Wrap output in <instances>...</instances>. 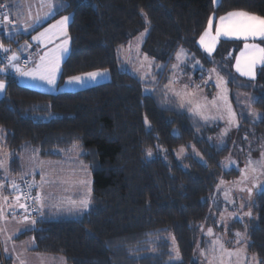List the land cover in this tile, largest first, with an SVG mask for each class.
Listing matches in <instances>:
<instances>
[{
    "label": "trees",
    "instance_id": "obj_1",
    "mask_svg": "<svg viewBox=\"0 0 264 264\" xmlns=\"http://www.w3.org/2000/svg\"><path fill=\"white\" fill-rule=\"evenodd\" d=\"M1 1L8 14L10 0ZM60 2L56 0L55 6ZM62 2L68 6L54 11L51 18L70 14L72 19L67 28L70 48L61 62L58 82L97 69H107L110 77L75 90L46 92L19 83L9 71L0 73L4 81L0 157L6 161L2 183L6 191L12 181L20 187L33 183L25 174L24 154L58 162L78 147V158L91 176L92 204L86 210H69L50 202L39 208L36 202L34 211L27 213L36 223L25 225L27 230L13 239L31 238L30 252L62 256L66 264H199L194 250L209 242L200 235L202 225H210L216 232L245 228L247 252L264 264V188L256 191L248 219L232 220L226 230L218 225L219 214L231 208L220 182L239 171L220 166L228 151L226 144L219 146L204 137L217 126L193 119L164 88L179 47H185L192 59L208 61L196 41L209 16L233 10L264 16V0H220L218 5L212 0ZM3 28L0 43L14 50L28 39L29 34L24 33L7 37ZM146 28L140 51L154 65L163 66L149 93L143 92L148 82L120 68L118 51ZM260 44L264 47L263 40ZM240 45V40H220L214 52L216 61H222L227 47L232 48V58L227 59L231 63ZM28 48L19 50L18 56ZM8 64L4 69L8 70ZM262 69L264 65H259L255 79L247 80L244 87L252 91L253 107L264 114ZM249 127L264 139V120L239 119L237 134ZM189 142L200 150L204 162L189 154L175 155L176 148ZM33 176L39 178L38 173ZM32 191L38 195L35 185ZM41 197L47 200L43 193ZM20 202L24 203L23 198ZM173 242L179 260L173 259ZM10 262L0 252V264Z\"/></svg>",
    "mask_w": 264,
    "mask_h": 264
},
{
    "label": "rangeland",
    "instance_id": "obj_2",
    "mask_svg": "<svg viewBox=\"0 0 264 264\" xmlns=\"http://www.w3.org/2000/svg\"><path fill=\"white\" fill-rule=\"evenodd\" d=\"M37 6L39 7L40 4ZM43 16L45 15L41 14L40 17ZM48 16H46V18ZM61 16L63 17V14L54 18V20H58ZM68 16L70 15L68 14ZM26 17L29 21L25 24H31V27L37 24V20L34 19L36 17L35 12L32 13V16L30 15V17L29 15L27 16L24 14V19ZM212 17L214 20L213 15ZM8 23L11 24L12 22ZM13 24L20 26L18 21L13 22ZM45 26L43 29L40 28L41 30H37L38 32H31V34L28 35V39L21 42L16 50H14L11 46L4 45L7 49L12 48V55L15 54L17 57L19 50H23L25 47H34L37 50V43H39L37 63L35 65H31L28 69L26 68L27 70L20 68V71H17L16 67L10 65V70L6 69L5 71H0V73L5 74L9 71L12 75H14V77H16L19 83L46 92L75 90L109 79L110 74L107 69H97L84 72H100L102 74L97 76L95 79L85 78L83 83L75 81L69 82L68 79H64L59 83L60 69L56 74V83L54 85L48 84L45 80L39 79V77L23 75V72H31L34 70L37 65L41 63L40 58L44 56L45 53L55 49L57 45L61 44L64 40V37L61 38V36L58 35L52 44L43 47L42 42L45 41L46 37H42L39 40H34L33 37L39 36L40 33H43L45 29L49 28L48 26ZM141 33H144L142 38H140ZM145 34L146 32L144 29L135 37L130 39L126 45L120 47L118 51L120 68L138 77L140 80L148 82L149 85L147 83V85L143 87V92L149 93L153 88L151 85H154L158 81L159 76L157 75V71L161 70L163 66L154 65L151 59L148 57L145 59L146 56L141 53L140 45ZM48 35L52 34L49 33ZM200 37L196 42L198 47L206 55V60L208 61L198 58L192 59L191 53L188 52L185 47H179L170 65V71L167 74V81L164 88L169 95L176 98L177 105L183 107V109L189 113L193 119L217 126L216 130L205 132L204 137L208 142L218 144L219 146L226 144L228 151L225 156L221 158L220 166L223 169L235 168L237 169V172L239 171V173L233 178L220 182V185L222 186L221 191H226L229 198V203L227 204L228 208H231L223 211V214H219L220 216L219 219H217V224L221 226L223 225L226 230L227 225L232 222V220L242 222L249 218V215H245V213L251 212L256 191L260 188L253 187V182L264 184V175H261L260 165L255 163L264 159L261 156V153L264 152V139L258 137L250 127L247 130L248 132L245 131L243 134H237L239 119L245 117L247 119L257 121L258 118L254 119L251 115V111L255 110L260 113V111L255 109L252 105V101H254L252 91L244 87L247 80H250L251 78L242 76L236 70V58L240 55L241 50L244 48L242 41L233 59H231V63L227 59L228 57H231L232 48L227 50V47L224 48L221 58L218 57L222 59V61L217 62V56L214 55V52L216 51L220 40L227 39L228 37H219L211 53L206 51L204 45L200 43ZM233 39L239 40L236 38H230L228 40ZM249 44H259L261 46L260 41H256V43L251 42ZM69 48L70 42L68 40V51L62 54L60 68L61 61L68 54ZM178 53L180 54L179 59L177 58ZM12 63L18 66L16 60ZM173 65L176 67H173ZM219 66L224 73L218 69ZM258 66L259 65H257V67ZM84 73L77 75H82ZM25 76L28 77L25 79ZM220 78L223 80L222 84ZM0 81L3 80L0 79ZM218 84L221 86L218 87ZM224 88L227 89L226 93L223 92ZM222 95H226L227 104L231 106L232 111L236 114V125L229 124L227 107L225 105V101L221 99ZM197 105H199V107H197ZM239 111H243L242 114H239ZM226 129L227 132L225 133ZM173 132H177L176 128L173 129ZM197 132L199 133L200 131L197 130ZM79 153L80 149L75 147L67 153L64 161L62 160L58 162L42 160L36 155L33 156L29 153L22 156L25 174L31 176V179L37 189V193L39 195L40 193H43L47 198V200L44 201L47 203L50 202L51 205L55 207L58 205L69 210H86L91 206V193L90 195L87 193V189L91 188V176L87 166L79 160ZM174 153L178 158H181L184 154H189L199 161L204 162L202 153L192 142L179 146L176 150H174ZM249 160L253 161V166L257 168L255 173L251 172L250 169H246V165H248ZM0 161H3L5 165L4 168H0V182H2L6 177V161L2 157H0ZM34 173L39 174L38 179L33 176ZM245 174L247 175V179H244ZM80 181H85V183L82 184ZM248 187H253L251 194H249L246 190H242ZM229 194L232 196L229 197ZM86 195L89 199L88 207L81 208L79 202L84 199ZM5 196L8 197L6 203L3 200V197ZM16 196L17 193H12L10 185L7 187V191L3 188L0 189V206L3 207V216L0 217V229H3V231L0 232L1 255L6 258H11V262L8 264H66L62 256L53 257L47 254L30 252L29 247L33 245L31 238L24 239L20 242L13 239L25 225L30 223L23 221L24 213L20 211L21 208L17 206V201L15 199ZM19 203L21 202L19 201ZM241 205H243V207H241ZM13 209H15V212H13ZM16 213L19 215H16ZM209 229L212 230L211 233H209ZM238 232L242 234L241 237L236 236V233ZM200 235H203L209 242L206 243L205 246H196L194 250L193 257L199 262V264H221L219 246L214 245V241L224 243V247L231 251L236 249L245 250L242 251L239 256L234 255L229 258L225 255L223 258V264H258L256 256L247 252L246 247L248 237L246 235L245 228H242L241 230L237 229L235 231H223V228H221L220 231L216 232L213 230L212 226L202 225L200 228ZM7 237H12V239H7ZM237 240H240L241 242L238 244ZM5 248H7V252L5 251ZM176 248V244L173 242L171 249L173 252V259L179 260L174 251ZM253 257L256 259L254 260Z\"/></svg>",
    "mask_w": 264,
    "mask_h": 264
},
{
    "label": "snow or ice",
    "instance_id": "obj_3",
    "mask_svg": "<svg viewBox=\"0 0 264 264\" xmlns=\"http://www.w3.org/2000/svg\"><path fill=\"white\" fill-rule=\"evenodd\" d=\"M220 0H213L214 4H219ZM46 3L48 11L44 13L45 16L51 15L54 11L59 10V8L67 7L68 5L63 3L62 0L59 3V6L56 7L53 5L52 0H41V6L43 7ZM0 7H4V5H0ZM41 17L39 14L36 15L34 18L35 20H39ZM72 19L70 16H63L60 18V20L56 21L55 24L50 25L48 29H45L43 33H40L39 36L33 37L34 40H39L42 37H45L47 34L51 33L52 35H60L64 37V40L61 44L57 45V47L53 50H51L48 53H45L44 56L40 58L41 63L37 65V67L32 70L31 72H23V75H31L33 77H39L41 80H45L48 84L54 85L56 83V74L60 69V60L62 58V54L68 51V23ZM9 22V15L5 12L3 14H0V24L8 23ZM31 24H25V28H30ZM212 27H213V17L209 16L208 18V27L205 29L203 35L200 37V43L204 45L206 51L211 53L213 50L215 43L217 39L221 36L226 37H233L236 39H242L245 41L244 48L241 50L240 55L236 58V70L239 72L242 76H247L251 79H255L256 77V67L257 65H264V47H261L259 44H249L247 41L252 38L255 39L257 37L264 40V16L257 15L255 13H251L245 10H235L230 11L226 15L220 16L218 23L215 27V36L212 35ZM147 28L145 29V32H147ZM144 33H141L142 38ZM0 49H3L5 52L8 51L7 48L4 47L2 43H0ZM180 54H177V58L179 59ZM17 57L15 54H13L11 57L8 58L9 64L13 67H16L17 71H20V68L13 64L12 62L16 60ZM147 59V57H145ZM173 67H176L173 65ZM6 69H0V71H5ZM264 70V69H262ZM106 71V70H105ZM102 73L100 72H89L84 73L82 75L77 76H70L68 78L69 82H80L83 83L85 78L89 79H95L97 76H100ZM221 84L223 83L222 78ZM221 86L218 84V87ZM4 89V83L3 81H0V91H3ZM223 92L226 93L227 89L224 88ZM221 99L225 101V105L227 107L228 117H229V124L230 125H236V114L232 111L231 106L227 104V97L226 95H222ZM199 107V105H197ZM251 115L254 119L258 118L261 120H264V114L258 113L255 110L251 111ZM207 118V117H205ZM147 122V120H146ZM2 131V129H0ZM227 132V129L225 130V133ZM148 155L151 156V151L148 152ZM262 158H264V152L261 153ZM42 163V162H41ZM253 161L249 160L248 165H246V169H250L251 172L255 173L257 171V168L253 166ZM256 164L260 165L261 169V175H264V159L262 161L255 162ZM4 162L0 161V168H4ZM43 179V177H42ZM244 179H247V175H244ZM80 183H85V181H80ZM4 187V184L0 182V189ZM13 192L18 193V195L15 197L17 201V206L24 210L25 215L23 216L24 222H30L31 224H35L36 221L34 219L30 220L29 215L27 214L29 209L26 203H19V201L23 198L25 200L27 199H33L35 202H40L42 200L41 196L38 194L35 197H32L30 192H24L20 185L17 184L15 181H12L10 185ZM34 187V182L31 184H28V188L32 189ZM253 187H262L264 188V184H260L257 182H253ZM253 187H248L246 190L249 194L252 193ZM87 193L90 195L91 188L87 189ZM4 202L6 203L8 200V197H3ZM89 204L88 196L84 199H82L79 202V205L81 208H87ZM243 207V205H241ZM13 212H15V209H13ZM245 215H251V212L245 213ZM3 216V207L0 206V217ZM27 229H21L20 231H24ZM3 229H0V232H2ZM209 233H211V229L208 230ZM241 233H236L237 237H241ZM7 239H12V237H7ZM173 237V241H174ZM241 241L237 240V243L239 244ZM214 245L219 246V251L221 253V264H223V258L225 255H227L229 258L232 256H239L242 251H245L243 249H236L234 251H231L224 247V243H221L220 241H214ZM215 250V248H214ZM5 251L7 252V248H5ZM176 257L179 258V250L178 248L174 249ZM255 260L256 258L253 257Z\"/></svg>",
    "mask_w": 264,
    "mask_h": 264
},
{
    "label": "crops",
    "instance_id": "obj_4",
    "mask_svg": "<svg viewBox=\"0 0 264 264\" xmlns=\"http://www.w3.org/2000/svg\"><path fill=\"white\" fill-rule=\"evenodd\" d=\"M35 3H36V5H35ZM52 3H53V5L55 6V3H56V0H52ZM38 4H40V6L38 7L37 5ZM48 11V8H47V5H46V3L44 4V6L42 7L41 6V0H10L9 1V11H8V15H9V22H12L11 24H9V23H5V25H4V28H3V30H2V32L4 33V35L5 36H7V37H11V36H14V35H16V34H20V33H24V34H31V32H34V31H39V29L40 28H42L43 29V27L46 25V24H48V25H46V26H50V25H53L54 23H56V21H58V20H60L59 18H58V20L56 19V20H54V19H52L51 18V15L53 14H51V15H49L47 18H46V16H43V17H41L39 20H37L36 21V25H33V27H30V28H25L24 26H25V23L27 22V21H29V19H27V17L24 19V14H26L27 16L29 15V17H30V15L32 16V13H34L35 12V15H37V14H39L40 16H41V14H44L45 12H47ZM233 11H235V10H233ZM230 12V11H229ZM228 12H226V13H224V14H222V15H220V16H223V15H225V14H227ZM70 15V14H69ZM63 16H68V14H66V15H64L63 14ZM220 16H218V17H214V20H213V27H212V30H213V35H215V27H216V24L218 23V20H219V17ZM62 17V16H61ZM55 22H54V21ZM15 21H18L19 23H20V26H16L15 24H13V22H15ZM52 21V22H51ZM208 25V24H207ZM35 26V27H34ZM45 26V27H46ZM206 28H207V26H206ZM205 28V29H206ZM205 29H204V31H205ZM28 30H30V31H28ZM41 30V29H40ZM37 31V32H38ZM203 31V32H204ZM202 32V33H203ZM202 33H201V35H202ZM200 35V36H201ZM58 36V34L57 35H48L47 34V36H45L46 37V39H45V41L44 42H42V44H43V47H45V46H48V45H50V44H52L55 40H56V37ZM199 36V37H200ZM199 37H198V39H199ZM222 37H226V36H222ZM61 38H62V36H61ZM230 38H233V37H228L227 39H230ZM234 40V39H233ZM240 41H242V43H243V47H244V44H245V41L244 40H242V39H239ZM260 40H262L261 38H259V37H257V38H255V39H252V38H250L247 42L248 43H251V42H254V43H256V41H260ZM37 46H38V48H37V55H38V49H39V43H37ZM17 60V59H16ZM62 61H63V59H62ZM61 61V62H62ZM17 62V61H16ZM37 63V56H36V60H35V62L32 64V65H35ZM9 66H8V70H10V64H8ZM18 65V64H17ZM19 67V66H18ZM28 69V68H27ZM26 69V70H27ZM22 76V75H21ZM28 76H25L24 78L26 79ZM66 79H68V78H66ZM3 93H4V89H3V91H0V97L3 95ZM40 196H41V193H40ZM42 198V197H41ZM45 202L46 201H44L43 199L39 202V208L41 207V208H44L45 207Z\"/></svg>",
    "mask_w": 264,
    "mask_h": 264
},
{
    "label": "built area",
    "instance_id": "obj_5",
    "mask_svg": "<svg viewBox=\"0 0 264 264\" xmlns=\"http://www.w3.org/2000/svg\"><path fill=\"white\" fill-rule=\"evenodd\" d=\"M0 5H4V7H0V14H3L5 12L7 13V6H6L5 2L0 0ZM4 25H5V23L0 24V29H2L4 27ZM11 53H12V51L9 49L7 52H5L3 49H0V69L6 68L8 58L11 56ZM36 53L37 52H36V49L34 47H29L25 53L20 54L18 56V59H17L19 67L20 68H26V67L30 66L35 60ZM21 189L24 192H30L31 196L35 197L33 195L32 189L28 188L27 183H23L21 185ZM23 200H24V203L27 204L29 212L32 213L34 211L36 202L34 203L33 199H27V200L23 199Z\"/></svg>",
    "mask_w": 264,
    "mask_h": 264
}]
</instances>
